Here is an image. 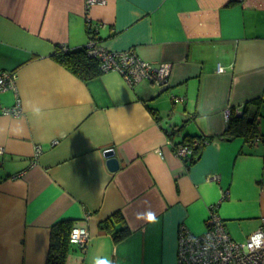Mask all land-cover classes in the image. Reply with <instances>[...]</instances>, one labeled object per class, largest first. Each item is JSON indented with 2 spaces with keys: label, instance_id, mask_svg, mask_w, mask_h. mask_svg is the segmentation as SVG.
<instances>
[{
  "label": "crops",
  "instance_id": "obj_1",
  "mask_svg": "<svg viewBox=\"0 0 264 264\" xmlns=\"http://www.w3.org/2000/svg\"><path fill=\"white\" fill-rule=\"evenodd\" d=\"M88 1L0 0V73H17L0 105L22 110L0 115V264H47L62 220L90 235L66 264H179L181 229L204 235L212 211L246 242L264 219V142L221 136L247 111L264 134V0ZM90 24L108 52L169 65L167 82L61 67L56 49L85 47ZM200 136L187 167L175 147ZM119 212L130 234L115 242L103 226Z\"/></svg>",
  "mask_w": 264,
  "mask_h": 264
},
{
  "label": "built area",
  "instance_id": "obj_2",
  "mask_svg": "<svg viewBox=\"0 0 264 264\" xmlns=\"http://www.w3.org/2000/svg\"><path fill=\"white\" fill-rule=\"evenodd\" d=\"M97 0H89V4H96ZM90 51L102 59L104 71L119 70L123 76L133 83L143 79L151 80L160 86L165 84L170 76V66L162 64L154 66L142 61L134 51L123 53L108 52L96 42L89 44ZM218 71H223L222 67ZM17 73L3 71L0 73V98L4 92L17 87ZM20 100L17 106L4 108L0 105V115L17 117L21 115ZM177 157L189 160L192 154V146L178 144L175 150ZM207 221V231L202 236H196L181 229L179 237V264H264V219L260 228L255 231L245 243L233 240L221 217L213 211ZM70 243L84 250L90 241V235L86 225L73 227L70 234Z\"/></svg>",
  "mask_w": 264,
  "mask_h": 264
},
{
  "label": "trees",
  "instance_id": "obj_3",
  "mask_svg": "<svg viewBox=\"0 0 264 264\" xmlns=\"http://www.w3.org/2000/svg\"><path fill=\"white\" fill-rule=\"evenodd\" d=\"M88 32L91 36L90 42L98 41L95 39V33L97 30L92 28V24L88 26ZM86 44L85 47L76 48L75 50L68 49L65 46L58 47L53 54V58L55 61L61 66L65 67L68 71H70L73 75L82 79L85 82L90 80L99 78L105 71L103 70L102 59L95 56L91 53V49L89 44ZM257 102L258 100L248 101L247 103ZM248 112H244L243 115L238 116L235 113H231L228 118V124L224 131V135L222 138L232 139L236 137H243L246 140H255L257 138H262V142H264V134H259L258 130V115L254 116V119L249 118ZM185 142H190L189 145L193 146V156L189 160V165L194 163L199 159L200 152L206 143L210 142V139H205L204 137H192L188 139H184ZM196 146H195V145ZM177 147V146H176ZM175 147V149H176ZM174 149V150H175ZM123 222L122 227L117 228L114 224ZM75 226L73 221L62 220L59 221L56 225L53 226L51 231V241L49 246V254L47 259V264H66L67 256L70 250V234ZM104 230L113 235L115 242H119L120 240L127 237L129 233V228L127 227V223L124 220L123 214L119 212L114 215L112 218H109L105 225L103 226Z\"/></svg>",
  "mask_w": 264,
  "mask_h": 264
},
{
  "label": "water",
  "instance_id": "obj_4",
  "mask_svg": "<svg viewBox=\"0 0 264 264\" xmlns=\"http://www.w3.org/2000/svg\"><path fill=\"white\" fill-rule=\"evenodd\" d=\"M108 161V169L112 173H116L120 169V161L115 157V150L109 149L105 152Z\"/></svg>",
  "mask_w": 264,
  "mask_h": 264
},
{
  "label": "clouds",
  "instance_id": "obj_5",
  "mask_svg": "<svg viewBox=\"0 0 264 264\" xmlns=\"http://www.w3.org/2000/svg\"><path fill=\"white\" fill-rule=\"evenodd\" d=\"M37 113H39V109H36L35 110ZM138 218H143L145 219L147 222L149 223H152L155 221V216L153 213L151 212H148L146 214H143L142 217L138 216ZM95 264H111V261L110 260H105V261H99V260H96L95 261Z\"/></svg>",
  "mask_w": 264,
  "mask_h": 264
},
{
  "label": "rangeland",
  "instance_id": "obj_6",
  "mask_svg": "<svg viewBox=\"0 0 264 264\" xmlns=\"http://www.w3.org/2000/svg\"><path fill=\"white\" fill-rule=\"evenodd\" d=\"M243 243H245V242H243Z\"/></svg>",
  "mask_w": 264,
  "mask_h": 264
}]
</instances>
